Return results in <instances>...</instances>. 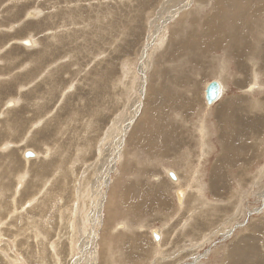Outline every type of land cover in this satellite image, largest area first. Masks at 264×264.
Here are the masks:
<instances>
[{
  "label": "rangeland",
  "instance_id": "1",
  "mask_svg": "<svg viewBox=\"0 0 264 264\" xmlns=\"http://www.w3.org/2000/svg\"><path fill=\"white\" fill-rule=\"evenodd\" d=\"M218 1L0 0V264H262L264 0ZM211 15L240 52L176 57ZM147 99L170 101L156 139Z\"/></svg>",
  "mask_w": 264,
  "mask_h": 264
},
{
  "label": "bare ground",
  "instance_id": "2",
  "mask_svg": "<svg viewBox=\"0 0 264 264\" xmlns=\"http://www.w3.org/2000/svg\"><path fill=\"white\" fill-rule=\"evenodd\" d=\"M214 1V0H213ZM223 1H228V0H223ZM244 1H246V0H241V2H244ZM219 2H221V4L222 5H225L223 2H222V0H219L218 1V3ZM232 2V1H231ZM247 2H248V0H247ZM252 3H256V1L255 2H253V1H251ZM214 3H216V1L214 2ZM233 3V2H232ZM240 3V2H239ZM250 4V3H249ZM221 5V6H222ZM235 5V4H234ZM255 5V4H254ZM254 5L252 6V7H254ZM242 6V5H241ZM223 8H224V6H222ZM235 7V6H234ZM243 8L244 7H246L245 5H243L242 6ZM248 7V6H247ZM246 7V8H247ZM249 7H251V5H249ZM251 7V8H252ZM221 9L222 11H225L224 9ZM236 8H237V5H236ZM235 8V9H236ZM239 8V7H238ZM242 8V9H243ZM245 8V9H246ZM251 8H249V10L251 9ZM239 10V9H238ZM242 11V10H241ZM243 11H244V14L246 13V14H248V10L246 9V10H244L243 9ZM255 11V10H254ZM256 12V11H255ZM253 14V13H252ZM257 14V13H256ZM245 17H246V15H244ZM182 19V21H184L183 19V17L181 18ZM180 19V20H181ZM227 21H231V19L230 20H227ZM191 23H192V21H191ZM193 23H194V21H193ZM205 25H204V27H205V31H206V28H207V25H206V22L204 23ZM204 31V32H205ZM176 32H178V31H176ZM204 32H202V34H204V35H201V37H198V34L197 33H195L194 31H191L190 32V34L188 35L187 34V38L186 39H184V40H180L178 43H175V51H174V55L177 57V55H179V56H181V55H184V51L185 50H190V48H192V47H195V48H198L199 50H203L204 49V46L202 47V44L204 43V41L205 40H209V41H211V40H213L214 39V37L212 36V37H208V36H206L205 35V33ZM201 33V32H200ZM199 33V34H200ZM40 34V33H39ZM176 34V33H175ZM183 35V34H182ZM172 36H174V34H172ZM180 36H181V34H180ZM230 36V35H229ZM226 39H227V37H226ZM170 40V39H169ZM177 40V39H176ZM238 38H235V36L233 37L232 36V43H233V41H236L238 44L240 43V42H238ZM251 40V39H250ZM20 41V40H19ZM171 42V41H170ZM21 43H24V44H30L31 43V40L30 39H23V40H21ZM193 43V44H192ZM232 43H231V45H232ZM173 44V43H172ZM235 44V43H234ZM233 44V45H234ZM233 45L231 46L232 47V51H234L235 49L233 48ZM28 46V45H27ZM237 49H240V44H239V46L237 47ZM169 50V49H168ZM173 50V49H172ZM171 50V51H172ZM243 50V49H242ZM173 54V51L171 52V55ZM204 54V53H203ZM174 56V57H175ZM178 56V57H179ZM39 57V56H38ZM37 57V58H38ZM48 60V59H47ZM194 61V60H193ZM167 64V63H166ZM45 65V64H44ZM43 68V67H42ZM45 68V67H44ZM39 69V68H38ZM153 69V68H152ZM140 70H141V68H140ZM139 70V71H140ZM3 71V70H2ZM38 72V71H37ZM254 78H258L257 77V74H256V72H254L253 74H252V79H254ZM256 79H254V80H256ZM211 80H213V79H211ZM216 80V79H215ZM210 81V80H209ZM208 81V82H209ZM207 82V83H208ZM191 83V82H190ZM207 83H206V85H207ZM219 83V82H218ZM255 84V83H254ZM205 85V86H206ZM205 86H204V89H205ZM253 86V85H252ZM256 86H257V84H256ZM166 89V88H165ZM150 91V90H149ZM161 91H163V92H165V94H167L168 93V91L166 92L164 89L163 90H161ZM146 92V91H145ZM153 92H155V90L153 91ZM156 93V92H155ZM162 93V92H161ZM194 93V92H193ZM221 93H222V85L220 84V95H221ZM148 94H149V92H148ZM152 95V94H151ZM164 95V94H163ZM173 95V94H172ZM198 95V94H197ZM204 95V94H203ZM219 95V96H220ZM150 96V95H149ZM158 97H159V95H157ZM153 97V96H152ZM164 97H166V96H163V100H164ZM184 98V97H183ZM219 98V97H218ZM217 98V99H218ZM216 99V100H217ZM148 101L150 100V99H147ZM161 100V99H160ZM176 100V99H175ZM174 100V101H175ZM204 100H205V96H204ZM215 100V101H216ZM147 101V102H148ZM151 101V100H150ZM167 101V100H166ZM161 102L158 106H155V100L153 99L151 102H152V104L153 105H150L149 106V104L147 105L149 108V111H146L147 113L149 112V114L151 113V116H152V118H154V120H156V126L155 127H151V128H149L147 125H146V123H143V121H141L143 124H144V130L146 131L147 129L148 130H150L151 129V131H149V135H151L152 137H154L155 139L158 137L157 135H159V133H160V131H162V128H163V130H165V128H166V125H165V123L163 122V119H161V116L164 114V112H166L167 111V107L168 106H170V104H168L170 101H167V102ZM174 101H172L173 103H174ZM194 101V100H193ZM214 101V102H215ZM158 102V101H157ZM171 102V103H172ZM191 102V101H190ZM195 102V101H194ZM214 102H212L211 104H213ZM12 103H14V101L12 102ZM205 103H206V101H205ZM207 104V103H206ZM211 104H207V105H211ZM190 105V104H189ZM227 105V104H226ZM175 106H176V104H175ZM181 106V105H180ZM196 106V105H195ZM189 107H191V106H189ZM226 107V106H225ZM227 107H229V106H227ZM6 109V108H5ZM227 109V108H226ZM187 111H188V109H187ZM232 112V111H231ZM162 114V115H161ZM232 114V113H231ZM230 115V114H229ZM101 116V115H100ZM236 116V115H235ZM142 117H144V116H142ZM146 117H147V115H146ZM186 118V117H185ZM143 120H145V118L143 119ZM237 120V119H236ZM138 121V120H137ZM188 121V120H187ZM146 122V121H145ZM141 124V123H140ZM143 124H142V126H143ZM256 124V123H255ZM165 128H164V127ZM205 126V125H204ZM174 127V126H173ZM140 128H143V127H140ZM205 128H207L206 126H205ZM260 128V127H259ZM174 129H176V128H174ZM133 132L130 134V141H133V144H139V145H141V146H143V147H145L146 148V146H147V148L149 149L151 146H152V141H151V138L150 139H148V140H144L143 139V136L142 135H144V133L143 134H141L142 132H144V131H142V132H138L137 131V129H136V127L135 128H133ZM196 130V129H195ZM141 131V130H140ZM169 131V130H168ZM172 131H174V130H172ZM201 131V130H200ZM219 131V130H218ZM222 131V130H221ZM125 132V131H124ZM163 132V131H162ZM165 132H167V131H165ZM204 134H201V136L203 137V139H204V144L206 143L205 141V138L204 137H207V129H203V131H202ZM223 132V131H222ZM221 132V133H222ZM171 133V132H170ZM224 133V132H223ZM166 134H169L168 132L166 133ZM166 134H164L165 135V139H168V137H167V135ZM173 134V133H172ZM178 134V133H177ZM226 134V133H225ZM162 135V134H161ZM174 135H176L175 133H174ZM222 135H224V134H222ZM148 137V136H147ZM176 138H178V137H176ZM147 139V138H146ZM179 139V138H178ZM223 139V138H222ZM152 140H153V138H152ZM162 141H163V139H161ZM208 140V139H207ZM155 141V140H154ZM169 141V140H168ZM136 142V143H135ZM209 142V141H208ZM162 143V142H161ZM166 142H164V145L165 146H168L167 145V143L165 144ZM160 144V143H159ZM175 144H176V142H175ZM160 145H162V144H160ZM173 145V144H172ZM153 146H155V143H154V145ZM223 146H224V144H223ZM169 147V146H168ZM174 147V146H173ZM225 147V146H224ZM227 147V146H226ZM246 147V146H245ZM171 148V147H170ZM229 149V148H228ZM168 150V149H167ZM167 150H165V151H167ZM26 151V150H25ZM25 151L23 152V155H24V153H25ZM169 151H172V150H169ZM225 153V152H224ZM227 153V152H226ZM167 154H168V152H167ZM166 154V155H167ZM163 155H165V154H163ZM222 155H224V154H222ZM230 155V154H229ZM38 156V154L37 153H35V157H37ZM227 157V156H226ZM24 158H25V156H24ZM224 159H225V156H224ZM223 159V162L224 163H227L225 160ZM130 164V163H129ZM114 165V164H113ZM136 188V187H135ZM139 189V188H138ZM132 193V191L130 190V194ZM148 193V192H147ZM180 193H181V190H180ZM179 192H178V194H179V196H178V198L179 199H181L182 200V196H180L181 194H180ZM183 195V194H182ZM130 196V195H129ZM137 196V195H136ZM143 196V195H142ZM135 197V196H134ZM181 197V198H180ZM130 198V197H129ZM128 198V200H130ZM153 198H155V197H153ZM159 198V197H158ZM152 199V198H151ZM146 198H143L138 204H141V205H138L137 204V202H136V205L133 207V209H136V210H141V211H143L142 210V208H141V206L142 205H146ZM149 200V199H148ZM157 200V199H156ZM160 199H158V201H159ZM122 201V200H121ZM132 201V200H131ZM157 201V202H158ZM121 203H123V202H121ZM133 203V202H132ZM153 203V202H152ZM156 203V202H155ZM108 204V203H107ZM106 204V205H107ZM124 204V203H123ZM154 204V203H153ZM109 205V204H108ZM110 206V205H109ZM109 206H107V212L109 213V215H110V212H111V208L109 207ZM124 206H126V204L124 205ZM132 206H133V204H132ZM150 206V205H149ZM111 207H112V205H111ZM144 208V207H143ZM145 211V210H144ZM140 213V212H139ZM143 213V212H142ZM262 220V219H261ZM255 225H256V223H255ZM255 225H253V227L255 228L254 229V231L256 230V232H258V233H260L261 232V230L264 228V226H263V223L262 222H260V223H257V226H259V227H256ZM262 226H263V228H262ZM250 228V227H249ZM163 232V231H162ZM249 232H251V231H249ZM247 234V233H246ZM163 235V234H162ZM161 235V236H162ZM244 235V234H243ZM260 235V234H259ZM159 236H160V234H159ZM161 236L159 237V240H160V238H161ZM164 236V235H163ZM255 236V235H254ZM244 237V236H243ZM247 237V236H246ZM258 237V236H257ZM256 236L254 237L255 238V240H257L256 238H257ZM162 239V238H161ZM246 239V238H245ZM259 239V238H258ZM158 240V241H159ZM241 240H242V238H241ZM249 240V239H248ZM239 241V240H238ZM243 241H245L244 239H243ZM243 241L241 242V244L242 245H244L243 246V249H241V250H244V248H246V243L244 242L243 243ZM237 242V241H236ZM240 244V243H239ZM236 245V244H234V245H232L231 247L233 248V246H240V245ZM248 244V243H247ZM254 245H256V244H254ZM252 247V246H251ZM260 247H262V246H260ZM259 246L257 247V250H256V252H253V253H255L256 254V258H254L255 260H260V262H262V264H264V259H262V257L264 256V251H260L259 249ZM234 249V248H233ZM250 249V248H249ZM261 249V248H260ZM255 251V250H254ZM236 252H238V250L237 251H234L233 253H232V255L230 256L229 254V256H230V259H228V257L226 258V259H228L229 260V262H230V264H234L233 263V258H234V253H236ZM248 252V251H247ZM251 252V253H252ZM252 253V254H253ZM251 254V255H252ZM241 255H244V256H247V259H248V255H245V253L244 254H241ZM250 255V254H249ZM254 255V254H253ZM254 257V256H253ZM251 259V258H250ZM250 263L251 264H256L255 263V261H254V263L253 262H251L250 261ZM257 264H259V263H257Z\"/></svg>",
  "mask_w": 264,
  "mask_h": 264
},
{
  "label": "crops",
  "instance_id": "3",
  "mask_svg": "<svg viewBox=\"0 0 264 264\" xmlns=\"http://www.w3.org/2000/svg\"><path fill=\"white\" fill-rule=\"evenodd\" d=\"M218 4L220 9H222L223 7L221 6V2H219ZM238 14H239V11H234V16H235V21H236V17H238ZM227 20H230V17H228L227 19L225 20H219L218 18H215L213 15L207 17L206 19V25H207V28H206V31L204 32L206 36L208 37H214L213 40L209 41V40H205L204 41V49H208L209 46H214V42L215 40H218L219 42V45L225 43V42H230V39H226L225 37H221V36H224V35H228L230 33H227L226 31L229 30V29H233L235 27V24L234 22L232 21H227ZM236 34H238V32H234V34H230V36H235ZM21 41V40H20ZM238 42H240L238 40ZM225 44V45H228ZM193 44V43H192ZM245 44V43H244ZM232 46V45H231ZM239 46V44L236 42V44L233 45V48L235 49L234 51H232L233 53H239L240 52V49H237V47ZM188 51V50H185V52ZM222 92L225 90L224 87H225V84H222ZM220 122H222V119L220 120ZM205 140H206V137H204Z\"/></svg>",
  "mask_w": 264,
  "mask_h": 264
},
{
  "label": "water",
  "instance_id": "4",
  "mask_svg": "<svg viewBox=\"0 0 264 264\" xmlns=\"http://www.w3.org/2000/svg\"><path fill=\"white\" fill-rule=\"evenodd\" d=\"M219 94H220V84L215 79L210 80L204 89V96H205L206 103L211 104L212 102H214L219 97ZM24 156L26 158L34 157L35 153L31 150H26L24 153ZM169 175L172 179L175 178V175L172 172H169ZM153 237L156 240L159 239V236L156 232H153Z\"/></svg>",
  "mask_w": 264,
  "mask_h": 264
},
{
  "label": "flooded vegetation",
  "instance_id": "5",
  "mask_svg": "<svg viewBox=\"0 0 264 264\" xmlns=\"http://www.w3.org/2000/svg\"><path fill=\"white\" fill-rule=\"evenodd\" d=\"M11 103V102H10ZM8 105V104H7Z\"/></svg>",
  "mask_w": 264,
  "mask_h": 264
}]
</instances>
